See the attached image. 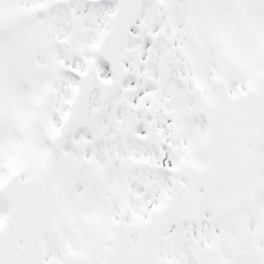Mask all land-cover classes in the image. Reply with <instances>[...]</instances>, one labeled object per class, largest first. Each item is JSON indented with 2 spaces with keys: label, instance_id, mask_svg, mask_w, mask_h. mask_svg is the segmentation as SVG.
<instances>
[{
  "label": "snow or ice",
  "instance_id": "6c2138e0",
  "mask_svg": "<svg viewBox=\"0 0 264 264\" xmlns=\"http://www.w3.org/2000/svg\"><path fill=\"white\" fill-rule=\"evenodd\" d=\"M0 264H264V0H0Z\"/></svg>",
  "mask_w": 264,
  "mask_h": 264
}]
</instances>
